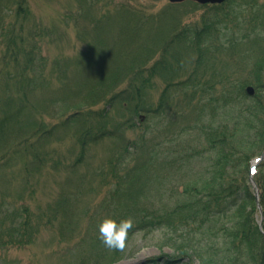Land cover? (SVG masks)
<instances>
[{"label": "rangeland", "instance_id": "1", "mask_svg": "<svg viewBox=\"0 0 264 264\" xmlns=\"http://www.w3.org/2000/svg\"><path fill=\"white\" fill-rule=\"evenodd\" d=\"M0 1L1 3L9 2V0ZM25 1L31 9L30 23L25 26L26 34L29 36L28 42L38 46V60L44 62L41 58H45L47 64L44 65L48 70L55 63H58L60 67H65L66 73L73 75H77L74 71L80 68L82 71L84 70L83 74L86 76L109 75L111 71L116 70L120 74L118 77L119 87H125L129 73L138 66V64H134L135 61L146 57L149 58L147 65H151L162 54L165 55L163 52L165 42H169L170 39L184 31L199 30L204 27L203 17L207 20H212L213 17L212 12H209L211 11L209 6H203L194 1L182 3H172L170 0ZM237 2L240 3L238 0L227 5L231 14L229 13L225 18V22L216 23L211 35L203 36L200 46L189 47L190 38H184L183 41L178 42L180 44L176 43L172 46L173 50L180 51L177 53L179 61H175L172 71L170 73L166 71L165 75L172 74L173 80L179 82L186 80L193 73L199 72L202 74V79L194 80L195 82L184 87L173 88L174 94L171 95L173 104L171 102L170 110L168 109L164 115H151L147 120L149 127L158 125L165 130L167 129V120L173 118L176 123L181 121L179 124H174V126L181 125L179 130L173 129L167 134H169V139H175L172 144L178 149L175 153L177 156L186 153V147L183 146L182 141L188 142L192 146L198 145L195 148L200 150L198 154H195L190 147V149L187 148V152L197 155L187 159L186 165L193 169L192 173H189L190 176L198 172H206L208 169L211 174V156H208L209 153L204 151L202 142L199 141L197 133L200 128L197 123L182 121L176 111L185 107L184 101L187 99L189 102L192 99L191 106L194 110L196 102L213 95L212 97L216 100H213L209 107L204 106L203 121L205 122H200L202 129L210 122L214 124L222 122L224 119L217 118L221 117L225 110L231 114V109H233L232 112H239V109L245 106L243 103L245 100L243 101L239 97L233 99L234 102L228 103H225V99L237 94L234 80L247 74L248 68L244 58L247 61V55L252 54L249 50L246 51L247 43H251V40L253 42L255 36H259L260 28L252 32L251 36H246L252 31V25L249 22L250 9L239 6ZM257 3L259 4L258 8L262 7L261 9L264 10V0H258ZM10 4L13 9L10 8L9 11L0 8V10L3 9L0 11L1 20L4 21L5 27L8 26V30L0 29V59L4 55L3 52L9 37L14 35L12 33L13 24L22 20V17H17L14 12L17 4L14 5L11 2ZM251 10H255V8H251ZM99 19L100 22L97 24ZM137 22H140L141 28L135 34L133 26ZM34 23L45 30L43 37L37 36L39 28L34 31L31 29L30 26ZM96 25L97 29L95 30ZM47 30L48 35L46 34ZM99 36L103 37V42L95 52H92L91 45L94 44L93 41H97ZM232 43H239V46L233 54H229L226 47ZM128 44L129 48L126 51L122 50ZM141 44L143 46H140ZM168 55L169 52L166 56ZM164 80L163 77L156 78L157 85L150 91L151 101L155 104L166 86ZM59 82L55 79V84ZM37 92H42L41 88ZM57 111L56 114L50 113V116L45 117L46 124L52 126L54 123L60 122L71 110L61 104L57 107ZM184 114L189 117L187 107L184 109ZM214 116L216 117L213 118ZM33 117L31 120L29 118L25 120V126L35 131L34 125L36 122L39 124L40 120L34 115ZM121 120L122 118L115 116L109 125L113 127ZM139 122L138 119L137 124ZM154 129L155 127L153 135H156ZM184 130H188V132ZM141 132L140 126L136 129L126 130V134L130 138H140ZM149 135H152L151 129L148 130ZM160 140L165 141L166 138L162 137ZM163 145L157 148V154L151 158L152 160L161 161L168 157L169 153L162 149ZM47 147L49 149L51 147V150L52 148L56 149V152L50 156L52 164L48 163L42 171L30 175V180H28L30 183L26 182L27 174L20 159L14 160V163L10 165L6 161L3 163L0 161V216L20 210L19 215L15 214V217H5L9 222L14 221V224L21 223L27 217L29 218L28 224L38 229L33 241L29 244L2 246L0 243V264H148L147 261L150 258H158L160 261L158 264H163L164 259L161 258L163 256L178 258V264H193V262L200 264L196 258L190 259L189 256H183L169 245L163 244L167 238V232L160 228L136 233L133 239L125 245V256L121 258L110 259L109 254L112 252L106 247L104 248L105 254L102 257L98 255L97 251L93 249L95 243H98L96 237L99 238L100 223L106 217H113V212L110 211L112 208L107 205L106 197L114 189L116 177H121L124 174L125 176L121 179L128 182V189L131 191L139 188V182L144 186L147 184L143 173H126L128 166L133 163V159H139L140 156H135L133 150L132 154H127L128 158L126 159L122 155L121 144L115 139L106 137L102 142L92 146L85 161L73 171L68 165L79 153L74 136L53 140L47 144ZM0 148L1 155L4 148L3 143ZM248 152L253 156L260 154L262 150L258 145H255L250 147ZM114 164L121 170L117 171L115 166L112 167ZM231 164L232 161H229V166ZM165 167L164 173L171 168L170 166ZM180 167V164L173 165L171 169L173 174L167 177L166 181L149 183L152 196L146 198L148 202H154L151 199L153 198L158 202H154V204L159 208L162 203L172 205L177 201V195H181L178 191L181 185V183L178 184V179L182 176L191 178L183 170H178ZM133 174L135 182H137L134 187L130 182ZM228 174L233 175V178L242 175L241 172L232 171L231 167ZM258 174L259 177L254 176L253 181L259 187V179L264 181V166ZM253 181H251V185L254 187ZM255 216L259 224L262 217L259 207ZM214 220L215 226L211 232L204 229V237H216L214 235L216 232L222 234L223 227L233 224L237 219L232 220V216L226 218L222 214L214 216ZM0 224L6 230L10 228L8 222L1 223L0 221ZM198 234L202 236L200 232ZM204 240L207 239L204 238ZM222 241L223 239L218 238L219 244L216 250L209 249L208 253L204 254L205 259L211 260L210 264L217 263L214 261H219L220 264L222 260L226 261L223 259L226 253L222 255L226 245ZM238 256L234 260L237 261V264H241L244 256L241 254ZM250 260L252 259L250 258ZM245 264H250V262L245 260Z\"/></svg>", "mask_w": 264, "mask_h": 264}, {"label": "trees", "instance_id": "2", "mask_svg": "<svg viewBox=\"0 0 264 264\" xmlns=\"http://www.w3.org/2000/svg\"><path fill=\"white\" fill-rule=\"evenodd\" d=\"M236 1L238 0L203 5L210 7L211 11L209 12H212V20L203 17L204 27L191 32L184 31L170 39L169 42H165L163 50L165 55L162 54L151 65H147L149 58L146 57L135 61L134 64H138V66L129 73L125 87H119L118 77L120 74L116 70L111 71L109 75L86 76L83 74L84 70L82 71L80 68L74 71L77 75H73L66 73L65 67H60L58 63H55L57 67L54 65L48 70L44 65L47 64L46 59L41 58L44 62L38 60V46L28 42L29 36L26 34L25 26L30 23L31 9L27 2L25 0H9V2L1 3L0 1V8L8 11L10 8L13 9L10 2L14 5L17 4L14 12L17 17H22L21 22L13 24L12 33L14 35L9 37L3 52L4 55L0 59V145L2 143L4 145L0 161L2 163L6 161L10 165L14 163V160L20 159L27 174L26 182L30 183L28 181L30 175L42 171L48 163L52 164L50 156L56 152V149L52 148L51 150V147L49 149L47 144L53 140H61L65 136L75 137L79 153L68 165L74 171L85 161L93 145L110 137L121 144L122 155L126 159L128 158L127 154H132L133 150L135 156H140L139 159H133V163L128 166L126 173H143L146 178L145 183H147L144 186L139 182V188L131 191L128 189V182L123 178L122 183L121 177L125 175L117 176L114 189L106 197L107 205L112 208L110 210L113 212L112 218L121 220L131 217L133 219V228L128 234L126 244L138 232L160 228L167 232V238L163 244L169 245L183 256H189L190 259L196 258L200 264H210L211 260L209 261L203 256L208 253L209 249L216 250L219 244L218 238L223 239L222 243L226 245L222 251V255L226 253L223 258L226 261L222 260L221 264H234V262L237 264L234 259L239 257V254L244 256L241 264H245V260L250 264H264V232L261 231L256 220L257 198L249 176L250 163L255 155L251 156L248 152V149L255 145H258L261 150L264 149V12L262 13L264 10L261 9L262 7L258 8V0H239L240 3L237 2L239 6L250 9L249 22L252 25V31L246 36H251L252 32L258 28L260 30L259 36H255L253 42L250 39L251 43H247L246 51L249 50L252 54L248 53L247 61L244 58L248 68L247 74L234 80L235 87L232 85L237 89L235 90L237 94L225 99V103H228L239 97L241 100H245L243 102L245 106L239 109V112H232L233 109H231L232 115L225 110L224 114L217 118L224 119L222 122L217 124L210 122L202 129L200 122L204 119V106L209 107L213 100H216L212 97L213 95L196 102L194 110L191 106L192 99L190 102L187 99L184 101L185 107L176 111L182 121H195L194 124L197 123L200 128L197 134H199L200 143L202 142V148L209 153L208 156H211V174L208 169L203 173L189 175L193 169L189 168L186 162L191 158L190 156H197L195 154L200 153V150L195 149L198 145L192 146L190 143L182 141L183 146L186 147V153L178 154V156L175 154L178 151L172 144L175 139H169L167 133L173 129L179 130L181 125L174 126V124H179L181 121L176 123L173 118L167 120L166 130L158 125L151 127L147 125L149 116L164 115L168 109L170 110L171 102L173 104L171 98V95L174 94L173 88L184 87L195 82L194 80L202 79V74L199 72L193 73L186 80L179 82L173 80L172 74L165 75L166 71L168 73L172 71L175 61H179L177 53L180 51L173 50L172 46L183 41L184 38L191 39L189 47L200 46L203 36L211 35L216 23L225 22V18L229 13L231 14L227 5ZM251 8H255V10H251ZM100 19L96 22L97 24ZM30 27L33 31L36 28L40 29L37 32L38 37L45 35V30L40 25L34 23ZM133 27L137 34L141 28L140 22L135 23ZM3 28L8 30V26L5 27V23L0 17V29ZM46 34L48 35V30ZM101 42H103L102 36L97 37V41H93L92 52L101 46ZM238 46L239 43H232L226 48L229 54H233ZM128 48L129 44L122 50L126 51ZM168 52L169 55L166 56ZM158 77L165 79L166 86L155 104L151 101L150 91L157 85L156 78ZM55 79L60 82L55 84ZM248 85L255 87L254 95L248 94ZM40 88L42 92L38 93ZM201 94L204 95L203 92ZM61 104L68 107L71 110L70 113L52 126L46 124L45 117L50 116V113L56 114L57 107ZM186 107L189 117L184 114ZM33 115L39 118L41 123H35V131L25 126V120L28 118L31 120ZM115 116L122 120L112 127L109 122ZM138 119L140 120L139 124H137ZM138 126L142 128L141 137L130 138L126 134V130L136 129ZM154 127L156 135H153ZM149 129L152 131L151 136H148ZM184 131L188 132V130ZM162 137L166 140H160ZM160 145H163L162 149L169 153L168 157L161 161L152 160L151 158L155 157ZM189 147L195 154L187 152ZM229 161H232L230 166ZM178 164L181 165L178 170H183L191 178L182 176L178 179V184L181 183L178 191L182 196L177 195V201L174 204L165 205L162 203V206L157 208V205L154 204V202L158 203L156 200L151 198L154 202L150 203L146 199L152 196L149 183L166 181V178L173 174L171 172L173 165L178 166ZM114 166L115 164L112 167ZM165 166L171 168L164 173ZM263 166L264 162L259 167V173ZM115 167L117 171L121 170L117 165ZM230 167L232 171L241 172L242 175L233 178V175L228 174ZM134 174L130 179L133 187L137 183ZM257 176L259 177V174ZM259 183L260 201L264 207V181L259 179ZM19 211L8 212L6 215L0 216L1 223L8 222L10 227L6 230L0 224L2 246L29 244L38 231L28 224L29 218L27 217L21 223L15 224L14 221L9 222L5 217H15V214L19 215ZM222 214L226 218L232 216V220H237L233 224L223 227L222 234L216 232L214 233L216 237H204V229L211 232L215 226L213 224L214 216ZM12 222L13 225L10 226ZM96 241L99 244L95 243L93 250L102 257L106 251L104 250L105 246L102 245L98 236ZM110 251L112 252L109 254L110 259L115 260L125 256L126 249ZM161 258L168 264L179 262V259L175 257L165 258L163 256ZM158 262H160L158 258H155L148 263L158 264ZM214 262L220 264L219 261Z\"/></svg>", "mask_w": 264, "mask_h": 264}, {"label": "clouds", "instance_id": "3", "mask_svg": "<svg viewBox=\"0 0 264 264\" xmlns=\"http://www.w3.org/2000/svg\"><path fill=\"white\" fill-rule=\"evenodd\" d=\"M132 228L133 219L131 217L121 220L106 217L99 225V238L109 250L122 251Z\"/></svg>", "mask_w": 264, "mask_h": 264}, {"label": "water", "instance_id": "4", "mask_svg": "<svg viewBox=\"0 0 264 264\" xmlns=\"http://www.w3.org/2000/svg\"><path fill=\"white\" fill-rule=\"evenodd\" d=\"M171 1L176 2V1H183V0H171ZM196 1L201 2V3H208V2L217 3V2H223V1H225V0H196ZM248 90H249L251 93L254 92V89H253V87H251V86L248 87ZM261 227H262V225H261Z\"/></svg>", "mask_w": 264, "mask_h": 264}]
</instances>
